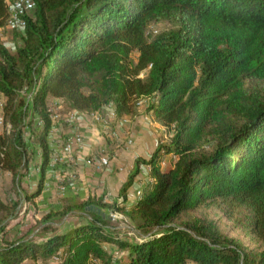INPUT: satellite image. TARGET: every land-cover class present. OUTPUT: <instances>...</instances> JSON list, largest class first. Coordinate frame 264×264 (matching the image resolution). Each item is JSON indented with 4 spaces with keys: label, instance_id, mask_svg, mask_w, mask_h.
<instances>
[{
    "label": "trees",
    "instance_id": "16d2710c",
    "mask_svg": "<svg viewBox=\"0 0 264 264\" xmlns=\"http://www.w3.org/2000/svg\"><path fill=\"white\" fill-rule=\"evenodd\" d=\"M34 1L23 29H11L14 50L0 36V170L19 194L0 196V264H264V249L246 250L212 222L183 220L198 205L220 201L245 210L250 232L264 242V0ZM9 17L0 0V28ZM158 21L173 27L149 28ZM48 97L81 114L112 105L116 118L134 117L147 100L145 110L172 135L137 160L119 189L122 201L88 194L38 216L53 123ZM26 132L41 149L30 192L17 187L28 174ZM161 151L173 156L165 167ZM139 163L150 165L152 182L128 205ZM20 201L33 204L35 222L6 239ZM74 210L85 221L53 226ZM109 210L128 217L139 236L115 234Z\"/></svg>",
    "mask_w": 264,
    "mask_h": 264
},
{
    "label": "rangeland",
    "instance_id": "374dc122",
    "mask_svg": "<svg viewBox=\"0 0 264 264\" xmlns=\"http://www.w3.org/2000/svg\"><path fill=\"white\" fill-rule=\"evenodd\" d=\"M8 6H11V0H6ZM24 26V25H23ZM173 27L170 21H158L149 27L153 31H162ZM1 40L6 47L14 50L17 45L13 38V31L7 25L0 28ZM3 98V97H2ZM54 101L47 100V105L52 112H58L60 115H65L71 112L68 107L63 104V101L55 98ZM4 101V99H3ZM147 100L140 101L138 105V113L134 117L123 116L116 118L113 113V106L108 105L98 113V117H91L89 115L90 123L93 126H99L100 134L103 142L98 150L97 154L90 155L91 168L94 171V178H97V186L88 188V191L82 190L83 196L88 194L100 195L102 200L106 204H110L112 201H122V197L119 195V189L127 179V176L132 172L136 166L137 160L149 159L152 152L160 143H167L170 141L172 130L162 125L151 112L145 110ZM74 112V111H72ZM2 113V112H1ZM135 128H134V126ZM138 125V126H137ZM35 129H40L39 126L34 123ZM0 128L3 129V124L0 115ZM39 131V130H37ZM36 131V132H37ZM81 133L78 130H75ZM74 131L72 132L73 135ZM29 132L25 133V136L29 138ZM62 138L64 134L58 133ZM82 134V133H81ZM29 138V167L28 174L21 179V182L17 187L23 191H35L39 180L36 175L39 163L41 161V149L36 140V134H31ZM71 135V136H72ZM83 135V134H82ZM148 140H147V136ZM70 136V137H71ZM84 136V135H83ZM70 137H66L69 139ZM49 139V138H48ZM130 140V142H128ZM144 141V142H143ZM143 143V144H141ZM139 144L141 149H138ZM88 145H84L81 150L78 151L76 164L74 165H62L65 169L52 170L50 174L44 177L42 193L36 198L35 205L38 210V216H41L49 208H61L67 204L71 205L78 202L81 199L82 194L68 193L67 188L69 186L75 187L77 180V171L79 156H82V152L85 151ZM106 154L109 159L107 167L96 169L93 165L95 159H99L101 155ZM125 155L124 158L122 157ZM86 157V156H85ZM122 158V160H121ZM173 156L170 153L160 152L159 166L165 167L171 164ZM110 170V174L105 176L107 171ZM54 172V173H53ZM56 174V176H55ZM119 174L120 178L112 179V176ZM53 175V176H51ZM47 177V178H46ZM63 179L62 181H60ZM120 179V180H119ZM109 180V182H105ZM103 183V187H99L100 182ZM61 182V188H58V184ZM152 182L151 167L146 163H139L138 172L133 179V183L127 190L126 204L133 203L139 195L142 194L144 187H148ZM47 183V185L45 184ZM106 183V184H105ZM76 187H78L76 185ZM75 187V188H76ZM73 188V190L75 189ZM84 189V188H83ZM71 190V191H73ZM139 191V192H138ZM81 195V196H80ZM0 196L4 200L17 199L19 194L16 193V187L12 183L11 175L7 171L0 170ZM34 206L32 203L26 204L20 201L17 207V212L14 218L9 222V233L6 239H12L15 237H22L26 234V231L30 225L35 222V218L32 215ZM80 210H74L71 213L63 216L53 223L56 229H64L68 226L75 225L77 223L85 221L86 217ZM109 219V227L111 230L120 237H138L139 233L134 227V223L122 213L116 211H107ZM200 219L205 222H212L217 230L225 236L235 238L239 241L246 250L253 252H260L264 249V242L257 239L251 232L248 224V213L243 209H234L229 211L226 205L220 201L208 202L198 205L193 211L189 212L184 219ZM180 220H176L178 223ZM108 250H114L115 247L109 244H105ZM57 258H52L47 261L38 259L36 264H58ZM27 264H34L27 262Z\"/></svg>",
    "mask_w": 264,
    "mask_h": 264
},
{
    "label": "built area",
    "instance_id": "2783aa9c",
    "mask_svg": "<svg viewBox=\"0 0 264 264\" xmlns=\"http://www.w3.org/2000/svg\"><path fill=\"white\" fill-rule=\"evenodd\" d=\"M12 5H16V17L11 18V23L9 26L11 29H23V17L24 14H29L33 8L35 7L34 0H11ZM3 106V98L2 93L0 92V114L2 111ZM52 111V110H51ZM93 117V115H90ZM77 112H69L65 115H60L58 112H51V121L52 129L50 130L49 135V150H50V157H49V166L50 170L55 169L57 166L62 165H74L76 164L77 154L78 151L82 149L84 145V136L74 131L73 135L69 138H62L57 132L55 128V124L59 120H64L66 123L73 125L76 121ZM37 124V122H36ZM0 130H2L0 128ZM130 142V140H128ZM75 159V160H74ZM109 164V159L106 154L101 155L99 159L97 158L94 161V166L96 169H102L107 167ZM61 179L60 181H62ZM63 183V181H62ZM61 182L58 184V188H61ZM45 184V183H44ZM47 185V183L45 184Z\"/></svg>",
    "mask_w": 264,
    "mask_h": 264
},
{
    "label": "crops",
    "instance_id": "0c3cea01",
    "mask_svg": "<svg viewBox=\"0 0 264 264\" xmlns=\"http://www.w3.org/2000/svg\"><path fill=\"white\" fill-rule=\"evenodd\" d=\"M47 100L54 101L56 99L53 98V97H48ZM63 104H65V103L63 102ZM68 109H69V107H68ZM1 115H2V113H1ZM92 115H93V117H96V118L98 117V114H92ZM89 118L90 117L87 114L77 113L76 121H75V123L73 125H70V124L66 123L64 120H59L55 124L56 125L55 126L56 132L57 133H61V135L64 134L65 138L66 137H70L72 135V132L75 131V130L80 131L84 135L85 145H88V147H86L85 151L82 152L83 155L78 157L79 163H78V167L75 169L77 171L76 173H77V180H78L75 183V187H76V185L78 187L75 188L73 186V188H75L74 190H73L72 187L69 188V186L67 188L68 189L67 190L68 193L69 192L70 193L74 192V193L82 194V196L80 195L81 198L86 197V196H83V192H79V191L86 190L85 192H87L88 191L87 186H88V188H92V187L97 186V180L98 179L93 177V175L95 173H94L93 169L91 168V164H90V158L91 157H90V155L94 156L93 154H97V152L100 149V146H101V144L103 142L102 136L99 133L100 132L99 126H93L90 123L91 121H90ZM133 126H134V124H133ZM134 128H135V126H134ZM146 136H147V140H148V136L149 135H146ZM141 144H143V143H141ZM138 149L139 150L141 149V145L140 144L138 146ZM124 156L125 155L123 154L122 157L124 158ZM121 160H122V158H121ZM58 168L62 170V169H65L66 167L57 166V167H55L54 172ZM38 169H39V167H38ZM38 171L39 170H37V173H36L37 176H38ZM51 172H52V170H50V168H48L46 170V172H45V176H47ZM109 174H110V170L107 171L105 176H107ZM51 176H53V175H51ZM55 176H56V174H55ZM115 178H120L121 179V176L119 174H115L114 176H112V179H115ZM95 179H97V180H95ZM99 182H100L99 187H103L104 186L103 185L104 181H103V183H101V181H98V183ZM105 182L107 183V182H109V180H106ZM71 190H73V191H71Z\"/></svg>",
    "mask_w": 264,
    "mask_h": 264
},
{
    "label": "bare ground",
    "instance_id": "6f19581e",
    "mask_svg": "<svg viewBox=\"0 0 264 264\" xmlns=\"http://www.w3.org/2000/svg\"><path fill=\"white\" fill-rule=\"evenodd\" d=\"M8 6V5H7ZM8 11H9V14H10V17H9V20H8V25H10L11 23V18H15L16 17V5H12V2H11V6H8ZM24 15H27V14H24ZM24 18V17H23ZM2 112V111H1ZM1 115V114H0Z\"/></svg>",
    "mask_w": 264,
    "mask_h": 264
}]
</instances>
